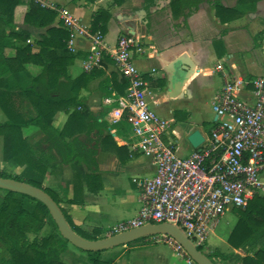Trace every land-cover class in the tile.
<instances>
[{
	"label": "crops",
	"instance_id": "0c3cea01",
	"mask_svg": "<svg viewBox=\"0 0 264 264\" xmlns=\"http://www.w3.org/2000/svg\"><path fill=\"white\" fill-rule=\"evenodd\" d=\"M43 1L54 7L48 8L56 13L54 25H62L56 10L75 16L89 31L93 13L100 8L107 9L109 13L102 35L104 49L97 65L89 70L84 68L89 56L93 55L90 38L75 34L67 41V49L75 55L67 66L68 75L76 77L83 71L93 73L78 94V99L101 124L99 132L94 129L88 134L82 132L78 135V139L92 151L91 163L88 166L81 159L63 162L54 151L48 162V172L38 174L42 185L57 195L60 206L73 225L85 232L99 228V237H105L112 234L118 223L137 215L141 206L139 184L155 173L152 158L138 150L137 137L130 124L126 120L116 123L108 120L106 99H117L125 94V90L121 95L117 93L119 88L116 89V85L123 79L110 49L121 35L132 34L137 38L130 58L146 83L149 106L170 124L164 141L171 144L179 155L185 156L204 147L215 126L211 102L222 87L220 75L213 70L215 63L223 61L234 74L264 75V0H198L195 8L172 6L171 0H154L148 8L144 6V0H125L122 3L114 0ZM216 4L221 7L217 13ZM24 10L23 5L16 9V28L27 29L31 33L27 42L31 43L40 38L46 27L23 24ZM189 10L192 11L188 13ZM14 44L20 46L24 42L16 40ZM38 49V44H32V52L36 53ZM5 54L13 56L15 48H6ZM26 66L33 76L41 71L36 64ZM67 116L63 110L56 112L52 118L53 126L61 129ZM5 119L6 115L0 121ZM194 130H199L204 138L197 147L188 140ZM22 134L31 144L43 138L40 130L31 125L23 127ZM0 168L35 175L27 164L12 167L2 160L1 137ZM228 213L232 215V221H226L224 228L221 226L220 231H214L212 240L215 243L203 245L206 249L203 253L217 254L214 256L215 264H232L231 258L223 260L220 254L227 255L232 251L246 254L244 249L234 248L227 241L237 220L234 209ZM146 243L144 237L139 245L128 247L125 244L105 249L99 258L112 259L111 264H183L181 261H168L157 251L158 261L123 259L126 252L145 248ZM259 246H246L247 254L255 258L254 253ZM0 252L2 254L1 244ZM63 253L76 260L81 258V253L69 245ZM84 254L82 260L89 264L87 253ZM62 260L64 264H72L68 258L63 257Z\"/></svg>",
	"mask_w": 264,
	"mask_h": 264
},
{
	"label": "trees",
	"instance_id": "16d2710c",
	"mask_svg": "<svg viewBox=\"0 0 264 264\" xmlns=\"http://www.w3.org/2000/svg\"><path fill=\"white\" fill-rule=\"evenodd\" d=\"M114 1L122 3L125 0ZM153 2L144 0V6L148 8ZM170 3L172 6L189 5L195 8L198 0H171ZM21 5L25 6L23 24L46 27L40 38L31 43L27 42L31 33L27 29L16 28V9ZM215 7L216 13L218 9L221 10L217 4ZM55 16V11L34 0H0V109L6 115V119L0 121L2 160L12 167L27 164L35 172V175H30L0 168V177L24 181L41 188L60 206L56 194L51 188L42 185L38 174L48 172V162L54 151L63 162L81 159L89 166L92 151L78 139V135L82 132L88 134L94 129L99 132L101 124L78 99L80 89L93 73L83 71L76 77L68 75L67 66L73 62L75 55L67 49L69 31L61 24H52ZM108 17L107 9H98L92 15L90 31H99L103 35ZM16 40L24 44L15 46ZM34 43L39 45L36 53L32 52ZM11 47L15 48V54L7 56L5 50ZM29 63L41 67L38 75L30 74L26 66ZM121 78L123 80L116 85L120 95L127 88L126 79ZM61 110L67 112L68 116L63 127L57 129L52 124V118ZM125 115L121 120H126ZM30 125L37 127L43 134V138L35 144H31L22 134V128ZM0 190L4 192L0 201V244L3 248L0 264H64L62 254L70 243L59 233L47 207L26 194ZM60 209L77 234L89 240L102 238L99 237V228L85 232L73 225L63 207L60 206ZM234 210L237 220L227 241L234 248L244 249L246 254L232 251L227 255L220 254L221 258H231L232 264H264V198L255 196L245 209ZM46 223L49 225L48 233L37 236ZM29 233L35 234L32 239L28 237ZM143 240L144 237H140L126 245ZM256 244L260 246L253 258L247 254L246 246ZM197 248L203 252V245ZM102 251H84L89 264H111L112 259L99 258ZM216 255L214 252L206 254L211 260Z\"/></svg>",
	"mask_w": 264,
	"mask_h": 264
},
{
	"label": "built area",
	"instance_id": "2783aa9c",
	"mask_svg": "<svg viewBox=\"0 0 264 264\" xmlns=\"http://www.w3.org/2000/svg\"><path fill=\"white\" fill-rule=\"evenodd\" d=\"M34 1L54 9L43 0ZM56 11L69 31V40L75 34L90 38L93 55L84 68L97 65L104 49L102 34L89 31L66 11ZM135 45L137 38L124 34L110 49L127 88L122 97L106 99V113L111 123L126 113L137 148L152 158L155 173L139 184L137 215L118 223L111 233L166 222L182 229L196 246L202 245L227 212L245 209L255 196H264V75L234 74L223 61H217L213 70L220 75L222 87L211 102L215 126L204 147L181 156L163 139L170 124L149 106L146 83L130 58ZM145 241L165 243L186 264H196L170 235H148Z\"/></svg>",
	"mask_w": 264,
	"mask_h": 264
},
{
	"label": "water",
	"instance_id": "95a60500",
	"mask_svg": "<svg viewBox=\"0 0 264 264\" xmlns=\"http://www.w3.org/2000/svg\"><path fill=\"white\" fill-rule=\"evenodd\" d=\"M188 140L194 147H197L202 144L204 138L199 130H194L188 136ZM0 188L26 194L41 201L47 207L61 236L69 243L82 250L100 251L118 245H125L140 237L153 234H167L175 238L183 246L185 251L195 261L196 264H215L206 256L205 253L199 250L197 246L187 237L184 231L175 224L166 222L146 223L142 226L110 234L100 239L89 240L77 234L71 228L64 214L62 213L60 206L48 193H46L41 188L33 186L24 181L3 177H0Z\"/></svg>",
	"mask_w": 264,
	"mask_h": 264
},
{
	"label": "rangeland",
	"instance_id": "374dc122",
	"mask_svg": "<svg viewBox=\"0 0 264 264\" xmlns=\"http://www.w3.org/2000/svg\"><path fill=\"white\" fill-rule=\"evenodd\" d=\"M210 66H211L210 68H212L213 65H210ZM4 118H5V114L0 109V120H2ZM3 195H4V192L2 190H0V201L2 200ZM226 221H229V222L232 221V215L229 214L228 212H227L226 216L223 219H221V221L219 222L218 226L217 227H214L212 229L213 232L212 231L210 232L207 240L202 245H205V243H207L209 245L215 243L212 240V238H213V235L212 234L214 233V231H220L222 228H224V224H225ZM221 226H222V228H221ZM48 231H49V225L46 223L45 226L41 229V231L37 234V236L45 235L46 233H48ZM34 235H35L34 233H29L28 234V237L30 239H32L34 237ZM135 245H139V244L138 243H135V244H132V245H129V246L127 245V246L130 247V246H135ZM118 246H120V245H118ZM118 246H115V247H118ZM146 246L147 247L141 248L139 250H132L130 252H126V254L124 255V258L123 259H125V260H142L144 262L158 261L157 256L155 254L156 251H157L163 257H165L166 259H168V261H181V263L184 264L183 259L181 257H179L178 255H176V253L167 244H165V243H146ZM1 247H2V245H1ZM69 248H72L75 251H77L78 253H81L80 254L81 258L79 257V259H77V260L76 259H73V258H69L66 255L67 252L62 254V258L63 257L64 258H68L72 264H87L86 262H84V259L82 260V257H83L82 255H85L84 254L85 253L84 252L85 250H82L80 248H77V247H75V246H73L71 244H69ZM205 251H206L205 246H203V252H205ZM214 258L215 257H212V260L213 261H216Z\"/></svg>",
	"mask_w": 264,
	"mask_h": 264
}]
</instances>
